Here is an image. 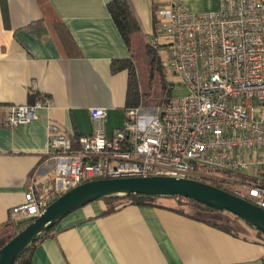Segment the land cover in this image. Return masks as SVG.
Masks as SVG:
<instances>
[{
    "label": "crops",
    "instance_id": "crops-1",
    "mask_svg": "<svg viewBox=\"0 0 264 264\" xmlns=\"http://www.w3.org/2000/svg\"><path fill=\"white\" fill-rule=\"evenodd\" d=\"M108 1L5 0V10L0 3V111L48 103L37 109L35 120L0 125V226L12 218V207L24 201L29 186L38 191L47 178L49 124L72 136L90 133L92 106L107 110V134L124 123L127 70L113 71L111 63L130 53L107 11ZM127 1L140 32L148 36L153 7L167 0ZM182 1L194 12L219 7V0ZM54 18L68 30L69 41L55 38ZM41 19L47 30L35 24ZM159 203L123 202L105 213L103 200L90 202L36 244L32 263L264 264V235L254 229L233 222L237 228L227 223L232 226L227 231L212 224L215 219L191 218Z\"/></svg>",
    "mask_w": 264,
    "mask_h": 264
},
{
    "label": "built area",
    "instance_id": "built-area-1",
    "mask_svg": "<svg viewBox=\"0 0 264 264\" xmlns=\"http://www.w3.org/2000/svg\"><path fill=\"white\" fill-rule=\"evenodd\" d=\"M157 46L167 84L184 88L153 109L125 110L124 123L104 130L107 110L89 108L90 133L48 125L51 169L36 191L11 209L12 219L39 215L64 191L98 178L173 176L215 185L264 208V0H219L192 11L182 0L154 10ZM48 103L12 105L0 125L37 119Z\"/></svg>",
    "mask_w": 264,
    "mask_h": 264
},
{
    "label": "water",
    "instance_id": "water-1",
    "mask_svg": "<svg viewBox=\"0 0 264 264\" xmlns=\"http://www.w3.org/2000/svg\"><path fill=\"white\" fill-rule=\"evenodd\" d=\"M137 194L159 198L182 196L215 211H227L264 235V208L210 183L173 176L98 178L64 191L37 216L15 219L17 226L24 227L0 247V264H14L18 256L74 210L96 200Z\"/></svg>",
    "mask_w": 264,
    "mask_h": 264
},
{
    "label": "trees",
    "instance_id": "trees-1",
    "mask_svg": "<svg viewBox=\"0 0 264 264\" xmlns=\"http://www.w3.org/2000/svg\"><path fill=\"white\" fill-rule=\"evenodd\" d=\"M1 7L5 10V0H0ZM157 7L153 8V31L156 30V20L154 16V10ZM107 11L111 16L123 42L126 47L129 49V56L125 58L113 59L111 66L113 71L118 70H127V88H126V96H125V107L124 111L131 107L138 106L140 92L138 88V77L135 68L134 57L132 54L133 50V41L136 39L137 35L139 36L140 27L137 22L135 16L132 13V10L129 6L127 0H110L106 4ZM51 31L54 34L57 41H61L64 43L65 41H69V32L65 28L64 24L54 18L52 19ZM34 22L30 23V26L33 25ZM35 24H39V26L47 30V25L44 20H39L35 22ZM142 47L144 50L145 57L152 69H162V62L160 60V55L158 53L157 46L150 43L149 39L142 40ZM162 93L165 95L162 102L170 96L171 86L167 84V79H165V75L162 74ZM169 85V86H168ZM168 86V87H167ZM78 135H74L71 137V141L75 142L77 140ZM59 196V195H58ZM177 201L176 205L168 206V208L186 215L191 218H196L199 220H207L211 221L210 218H207L206 214H210L212 212H217L203 204H200L196 201H192L182 196L172 197ZM159 197L149 196V195H132L128 198L122 199H105L103 200L106 203L105 213H111L115 211L121 203L130 202L135 205H150V206H160ZM210 212V213H208ZM212 224L221 227L227 231H230L229 226H223L220 222L214 220ZM24 225L17 226L15 224V219H10L9 222L0 226V247L5 244L9 239H11L20 229H22ZM54 228V227H53ZM53 228L46 233L43 237L33 243L27 250H25L20 256L17 257L14 264H33L32 257L33 251L38 242L43 240L44 238L51 236L53 232ZM256 231V230H255ZM260 233L259 231H256ZM262 234V233H260ZM263 235V234H262Z\"/></svg>",
    "mask_w": 264,
    "mask_h": 264
},
{
    "label": "rangeland",
    "instance_id": "rangeland-1",
    "mask_svg": "<svg viewBox=\"0 0 264 264\" xmlns=\"http://www.w3.org/2000/svg\"><path fill=\"white\" fill-rule=\"evenodd\" d=\"M145 37L148 38L149 35L148 36L145 35L144 31L142 30L139 33V36L137 35L136 39L133 41L132 54L134 57L135 68H136L137 77H138V88L140 92L138 106L142 108H146V109H149V108L153 109L154 107H157L158 105L163 103L162 100L165 95L162 93L161 78H162V74H164L165 79H166L167 68L166 66H162L161 70L151 68V65L147 61L145 54H144L143 47H142L141 39L145 40L146 39ZM160 60H161V56H160ZM182 93H184V88L178 84H175L170 90L171 95L176 96V95H181ZM260 110H264V107L263 106L258 107L256 114ZM164 199L166 200H158V201L162 203L164 202V203L172 204V205L177 204V201L174 198H164ZM206 216L207 218L217 220L218 222L222 223L224 226H229V225H226L227 223L231 224L235 222L242 227H246L247 229H252L246 223H244L239 217L227 211L212 212L210 214H206Z\"/></svg>",
    "mask_w": 264,
    "mask_h": 264
}]
</instances>
